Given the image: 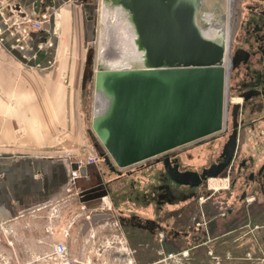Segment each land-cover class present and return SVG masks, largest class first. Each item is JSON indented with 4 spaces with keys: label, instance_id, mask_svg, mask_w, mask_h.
Segmentation results:
<instances>
[{
    "label": "crops",
    "instance_id": "crops-1",
    "mask_svg": "<svg viewBox=\"0 0 264 264\" xmlns=\"http://www.w3.org/2000/svg\"><path fill=\"white\" fill-rule=\"evenodd\" d=\"M62 1L0 0V264H60L53 255L57 243L67 246L77 264L90 258L93 264H165L154 249V228L160 227L154 219L127 212L122 203L104 205V197L121 199L126 193L122 182L128 173L111 176L107 192L92 189L109 173L99 158L88 162L95 154L88 147L77 187L69 183L79 158L65 156L78 141L64 138L70 110L65 64L58 57L64 51L61 36L70 28L61 19ZM30 18L44 19L42 28L31 26ZM136 175L139 171L128 177ZM145 194H136L135 201Z\"/></svg>",
    "mask_w": 264,
    "mask_h": 264
},
{
    "label": "rangeland",
    "instance_id": "rangeland-1",
    "mask_svg": "<svg viewBox=\"0 0 264 264\" xmlns=\"http://www.w3.org/2000/svg\"><path fill=\"white\" fill-rule=\"evenodd\" d=\"M102 2L103 0H63L65 17H62L61 12L57 13V16L62 17L61 19L64 23L67 22L66 25L70 28L66 29L65 36H61L64 51L58 57L60 64L61 62L65 64L63 81L67 88V110H70L65 118V133L63 128L61 133H64L66 141H78L77 149L67 150L65 156L79 157L84 165L87 160L84 155L87 148L94 150V156L99 158L98 162L108 170L109 174L96 180L92 189L103 190L104 193L107 192L104 184L111 176L117 175V172L110 170L101 157L100 152L104 151V146L92 127L93 121L101 120L96 109L100 88L98 90L95 87V76L101 52L102 30L108 21V18H105L106 20L103 18L100 10ZM229 2L230 0H204L198 14L199 24L204 28L217 24H227L228 27ZM255 2L256 0H237L231 19L233 30L237 25L239 26L235 33L237 37L243 29L242 24L248 20L250 5ZM69 24L71 27L68 26ZM130 64L134 69L143 67L138 59L131 60ZM224 64L226 62L222 65ZM100 67L107 69L103 65ZM53 70L57 68L50 69ZM239 82L240 79L235 81V78H231V88L228 92L230 104L240 90ZM100 95L103 100L111 99L105 89ZM69 96L71 99L68 98ZM257 104V109L261 108L258 112L250 114L246 110L243 117L247 123L249 119L258 118V127L256 131H252L250 125L244 123L235 163L233 162L216 179L206 180L198 189L176 185L168 176L163 163L156 162L160 154L130 166L117 168L122 174L130 175L134 171H139V175L136 177L126 175L127 180L122 182L126 193L120 196L121 199L119 197L115 199V196L114 199L113 196L107 197L108 201L104 205L118 207L116 203H122L121 207L127 212H141L146 220L154 219L153 221L160 227L155 226L157 238L152 240L155 242L154 249L161 253L158 255L161 262L264 264V190L260 180L249 181L247 178L248 173L252 169L256 171L264 161V120L260 119L264 115V97L259 99ZM17 133L21 136L20 131ZM223 141L221 133H212L204 140L177 146L167 153H177L182 168L198 171L220 156ZM251 156L254 161L242 172L237 171V161ZM132 187L136 192L128 190V188L133 189ZM244 190L246 195L241 199ZM144 192L147 193L143 197L145 200L135 201L136 194ZM159 192L158 198H153V195L157 196ZM147 238H149L148 234ZM146 249L150 250L149 244ZM86 263L93 264V259L90 258ZM107 263L103 260V264ZM132 263L134 261L131 260L130 264Z\"/></svg>",
    "mask_w": 264,
    "mask_h": 264
},
{
    "label": "water",
    "instance_id": "water-1",
    "mask_svg": "<svg viewBox=\"0 0 264 264\" xmlns=\"http://www.w3.org/2000/svg\"><path fill=\"white\" fill-rule=\"evenodd\" d=\"M113 1L131 12L147 64L155 67L110 70L98 64L95 87L108 92L113 108L106 118L93 121L92 127L104 146L101 157L110 170L121 174L117 168L221 129L224 47L198 25L200 0ZM160 65L169 67L156 68ZM236 126L235 119L222 162L212 163L201 173L181 171L166 156L163 164L169 177L177 184L196 187L222 173L236 149Z\"/></svg>",
    "mask_w": 264,
    "mask_h": 264
},
{
    "label": "flooded vegetation",
    "instance_id": "flooded-vegetation-1",
    "mask_svg": "<svg viewBox=\"0 0 264 264\" xmlns=\"http://www.w3.org/2000/svg\"><path fill=\"white\" fill-rule=\"evenodd\" d=\"M249 12L250 13H248V20L245 21L244 24H242L243 29L241 33L238 34V37L237 34L235 35L239 27L237 25L235 27L236 30L235 29L233 30L231 41L229 43L230 44L229 55H232L231 57L232 72L230 76L229 89L231 88L230 87L231 78H235V81L236 79H238V81L240 79L239 82L240 90L237 92V96L233 98L238 97L241 99V101H235L232 98L231 101L232 103L227 108L228 120L225 128L214 132L215 134L221 132L222 137L224 138L220 156L216 160L212 161L208 166L202 167L201 170H198L200 173L203 172V170L209 167L212 163H220L224 160L223 148L226 142L228 141L230 135L233 133V130L235 129V119H236L237 145L230 164L223 170V172L229 166H231L233 162L235 163L237 150L239 148V143H240L241 128L244 126L245 122L247 123V120H245L243 116L246 113V110H248L251 114L254 112H258L259 109H261V108L257 109V105H258L257 101L264 97V0H256L255 4L250 5ZM236 37L238 38V40H236ZM235 105L237 106L235 107ZM260 119L264 120V115H262ZM258 124H259L258 118L249 119L247 123V125H250L252 131H256ZM208 135L202 136L196 140H192L186 144L204 140L205 138L208 137ZM166 153H161L160 154L161 156H158L159 158L157 159L156 162L163 163V158L169 156L170 159L172 160L173 165L178 164L179 170L181 171L190 170V169L182 168L180 158L177 153H173V154L170 153L166 154ZM253 161L254 158L252 156L249 158L248 157L241 158L239 161H237L236 164L237 171L242 172L243 169L244 168L246 169L249 163H252ZM218 176L209 177L206 180L210 181L212 179H216ZM247 178L249 181L260 180L264 190V161L258 166L256 171L252 169L248 173ZM206 180H204L199 186H196V188L198 189L202 187L206 182ZM176 185L179 186L180 184L176 183ZM180 186L191 187L190 185H185V184ZM245 195H246V190L242 192L241 199H244Z\"/></svg>",
    "mask_w": 264,
    "mask_h": 264
},
{
    "label": "bare ground",
    "instance_id": "bare-ground-1",
    "mask_svg": "<svg viewBox=\"0 0 264 264\" xmlns=\"http://www.w3.org/2000/svg\"><path fill=\"white\" fill-rule=\"evenodd\" d=\"M59 1V0H58ZM204 0H200V5L197 12V23L198 25L208 32L213 38L221 41L224 47V94H223V121L220 130L225 128L228 120L227 108L230 105V100L228 98V89L231 76V57L229 55V43L231 41V36L233 33V25L231 19L233 18V12L235 9V0H230L229 2V26L223 24H217L208 28H204L198 22V14L201 10ZM101 12L103 18H108L107 23H105V28L102 30V43L101 52L98 57V64L105 66L110 70H129L131 68L130 61L133 59H138L142 68L152 69L154 66H148L147 57L145 55L144 46L141 44L139 39V33L137 28L132 21V15L129 9L125 8L120 2H115L113 0H103ZM106 20V19H105ZM234 23V22H233ZM227 28V29H226ZM228 35V36H227ZM228 60V63H227ZM169 65H160L156 68H165ZM138 69V68H137ZM104 88H100L97 96V110L100 115L101 120L106 116H109L113 108V100H103L100 96V92ZM99 90V89H98ZM97 94V93H96ZM108 97V96H107ZM235 101H241L240 98H233ZM99 121V120H97ZM219 131V130H218ZM221 133V132H220ZM159 156V155H158ZM157 157V156H156ZM154 158V157H153ZM115 172V171H113ZM122 173V172H121ZM81 177V176H80ZM213 187V186H212ZM216 187V186H215Z\"/></svg>",
    "mask_w": 264,
    "mask_h": 264
},
{
    "label": "built area",
    "instance_id": "built-area-1",
    "mask_svg": "<svg viewBox=\"0 0 264 264\" xmlns=\"http://www.w3.org/2000/svg\"><path fill=\"white\" fill-rule=\"evenodd\" d=\"M28 21L31 23V26H33L34 28L41 29L43 26L44 19L30 18V19H28ZM96 160H97V156L96 157L95 156L88 157V162H90V163H93ZM82 166L83 165L81 163V160L79 159V160H77L75 167L71 170V188L77 187L76 186V180L82 175L81 174V167ZM81 196H82V192L78 191V197L80 198ZM103 201H105V203H106L108 201V199L106 197H104ZM108 206L111 207V205H108ZM115 223L118 224V222L116 220H115ZM119 241L123 245V249L126 250L127 246H126V244H124V241H122V239H119ZM67 251H68V249H67V246L65 244L57 243L54 245L53 255L55 256V258L58 259L60 264H77L76 259L69 256Z\"/></svg>",
    "mask_w": 264,
    "mask_h": 264
}]
</instances>
